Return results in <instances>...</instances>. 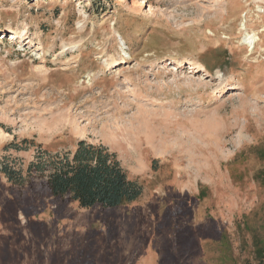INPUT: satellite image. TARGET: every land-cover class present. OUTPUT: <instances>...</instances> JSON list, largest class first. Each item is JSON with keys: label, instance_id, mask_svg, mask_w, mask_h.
I'll use <instances>...</instances> for the list:
<instances>
[{"label": "rangeland", "instance_id": "374dc122", "mask_svg": "<svg viewBox=\"0 0 264 264\" xmlns=\"http://www.w3.org/2000/svg\"><path fill=\"white\" fill-rule=\"evenodd\" d=\"M80 140L141 197L33 208L0 173V264H258L264 0H0V166Z\"/></svg>", "mask_w": 264, "mask_h": 264}, {"label": "trees", "instance_id": "16d2710c", "mask_svg": "<svg viewBox=\"0 0 264 264\" xmlns=\"http://www.w3.org/2000/svg\"><path fill=\"white\" fill-rule=\"evenodd\" d=\"M253 150L254 156L264 162V145ZM0 173L18 189L19 201L33 208L35 203L47 200L59 205L73 203L84 210L108 211L132 204L142 194V186L127 176L115 153L82 140L65 152L38 151L25 169L1 165ZM253 180L264 187V168L254 174ZM255 246V260L264 264V248L257 243ZM185 254L177 252L176 258Z\"/></svg>", "mask_w": 264, "mask_h": 264}, {"label": "bare ground", "instance_id": "6f19581e", "mask_svg": "<svg viewBox=\"0 0 264 264\" xmlns=\"http://www.w3.org/2000/svg\"><path fill=\"white\" fill-rule=\"evenodd\" d=\"M11 37H10V39H14V38H16V36H17V32H12L11 33ZM251 38H249L248 40H249V43H253V41L252 40H250ZM126 137V136H125ZM125 139V138H124ZM135 139H136V136H135ZM118 140V139H117Z\"/></svg>", "mask_w": 264, "mask_h": 264}]
</instances>
